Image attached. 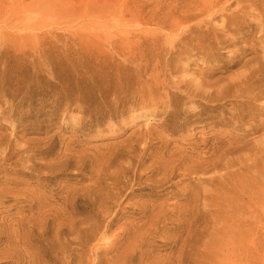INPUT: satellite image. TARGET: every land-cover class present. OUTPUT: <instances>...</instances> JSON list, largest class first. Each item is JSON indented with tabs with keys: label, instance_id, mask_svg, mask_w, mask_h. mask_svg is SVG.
Returning a JSON list of instances; mask_svg holds the SVG:
<instances>
[{
	"label": "rangeland",
	"instance_id": "obj_1",
	"mask_svg": "<svg viewBox=\"0 0 264 264\" xmlns=\"http://www.w3.org/2000/svg\"><path fill=\"white\" fill-rule=\"evenodd\" d=\"M161 2L0 0V264H264L260 21L179 57Z\"/></svg>",
	"mask_w": 264,
	"mask_h": 264
},
{
	"label": "bare ground",
	"instance_id": "obj_2",
	"mask_svg": "<svg viewBox=\"0 0 264 264\" xmlns=\"http://www.w3.org/2000/svg\"><path fill=\"white\" fill-rule=\"evenodd\" d=\"M163 3L158 5L156 12H166L171 15L174 19L173 24L171 23L169 30L171 32L182 31L180 39L175 40L173 45V50L176 56L179 57L183 54H188L194 49H200L201 51L207 49L204 52L208 57V49H214V44L216 46L217 41L222 43H235L236 36L235 33L240 31V25L244 21L245 16L250 15L249 18L254 17L259 19L260 33L261 37L257 40L259 41V47L264 50V0H161ZM254 12V13H253ZM167 18V17H166ZM170 18V16H169ZM250 18V19H251ZM253 19V18H252ZM251 19V20H252ZM221 20L219 26H215L214 22ZM257 22V21H256ZM161 22H159L160 24ZM162 28L165 26L161 24ZM161 28V29H162ZM165 30V29H164ZM179 31V32H180ZM169 32V31H168ZM259 32V31H258ZM160 33V32H159ZM177 33V32H176ZM259 33V34H260ZM237 34V33H236ZM172 35V34H171ZM176 35V34H175ZM217 35H221L217 37ZM178 36V35H176ZM168 38V37H167ZM171 38V36H170ZM175 38V37H174ZM215 39L213 45H210L208 40ZM217 40V41H216ZM167 41V40H166ZM172 41V38H171ZM168 42V41H167ZM171 43V42H170ZM244 43V42H243ZM171 47V46H170ZM169 47V49H170ZM236 47H234L235 49ZM209 49V50H210ZM221 51V50H220ZM134 53V52H133ZM169 53V51H168ZM232 53V52H231ZM255 53V52H254ZM259 53V52H258ZM155 54V53H154ZM253 54V53H252ZM257 54V53H256ZM190 55V54H189ZM123 56V55H122ZM168 56V55H167ZM187 56V55H186ZM183 58V57H182ZM209 58V57H208ZM245 58V57H244ZM144 59V58H143ZM180 59V58H179ZM247 59V58H246ZM256 63L252 64V61ZM139 61V60H138ZM170 61H166L169 63ZM175 62V61H174ZM182 62V61H181ZM204 62V61H203ZM128 63V62H127ZM140 63V61H139ZM138 63V64H139ZM123 64V63H122ZM157 64V63H156ZM185 65L186 64H182ZM135 66V65H133ZM160 66V65H159ZM240 66V65H239ZM243 70L240 72L236 78L239 82L236 83L239 88L241 86L240 94L243 95L244 101L241 105L239 111L234 112V117L244 121L249 118L251 131H256L264 128V89H261L264 85V57L251 58L246 61ZM2 67V65H1ZM188 67V66H187ZM243 68V67H242ZM246 68V69H245ZM175 69V67H173ZM240 68H238L239 70ZM179 70V69H178ZM138 71V70H137ZM184 71V69H183ZM230 71V70H229ZM233 72V71H232ZM236 72V71H235ZM171 73V72H170ZM178 73V71H177ZM176 73V74H177ZM189 73V72H188ZM186 73L184 72L183 75ZM234 74V73H232ZM236 74V73H235ZM174 75V74H173ZM192 76V74H190ZM228 75V74H227ZM169 76V75H168ZM180 76V75H178ZM184 77V76H182ZM187 77V75H186ZM190 77V76H189ZM232 77V76H231ZM185 78V77H184ZM174 79V78H173ZM192 79V78H189ZM196 80V79H194ZM229 80V79H228ZM182 81V80H181ZM180 81V82H181ZM188 81V80H186ZM193 81V79H192ZM236 82V81H235ZM188 83V82H187ZM190 83V82H189ZM192 83V82H191ZM184 84V83H183ZM195 84V83H194ZM200 84V83H199ZM146 85V84H144ZM159 85V84H158ZM169 85V84H168ZM147 86V85H146ZM154 86V85H153ZM152 86V87H153ZM190 86V85H189ZM141 87V86H140ZM200 87V86H199ZM149 88V87H148ZM190 88V87H189ZM202 88V87H201ZM212 88V87H211ZM192 89V88H191ZM199 89V88H198ZM143 90V89H142ZM147 90V89H145ZM194 90V89H193ZM187 91V90H184ZM197 91V90H196ZM209 91V90H208ZM148 92V90H147ZM159 93V92H158ZM190 93V92H188ZM197 93V92H196ZM217 93V92H215ZM146 94V93H145ZM218 94V93H217ZM148 96V95H147ZM217 96V95H216ZM219 96V95H218ZM150 97V96H149ZM213 97V95H212ZM186 98V97H185ZM180 99V98H179ZM178 99V100H179ZM120 100V99H119ZM181 101V100H180ZM184 101V100H183ZM184 103V102H183ZM188 103V102H187ZM222 103V102H221ZM215 104V103H214ZM194 105V104H193ZM1 106V105H0ZM190 106V104H189ZM146 108V107H145ZM187 108H189L187 106ZM192 109V107H191ZM195 109V108H194ZM198 109V108H197ZM214 109V108H213ZM190 110V108H189ZM230 112V111H229ZM9 115V114H8ZM11 115V114H10ZM12 122V121H11ZM12 125V124H11ZM13 132V131H12ZM12 136V135H11ZM263 138V137H262ZM15 139V138H14ZM259 140H261L258 137ZM255 140V139H253ZM249 141V140H248ZM252 141V140H250ZM253 142V141H252ZM251 142V143H252ZM257 142V140H255ZM254 142V143H255ZM264 142V141H263ZM262 142V143H263ZM259 143V142H258ZM21 144V143H20ZM264 144V143H263ZM26 145V144H25ZM24 145V146H25ZM259 145V144H258ZM261 145V144H260ZM254 146V145H253ZM17 147V146H16ZM41 147V146H40ZM39 147V148H40ZM257 147V146H255ZM20 148V146H19ZM238 149V148H237ZM34 150V149H33ZM264 150V146L261 147V151ZM2 151V150H1ZM183 151V150H182ZM72 152V151H71ZM74 152V151H73ZM5 153V152H4ZM20 153V152H19ZM173 153V152H172ZM264 155V151H262ZM175 154V153H174ZM4 155V154H3ZM18 155V154H16ZM164 155V154H163ZM262 155L259 158H262ZM73 156V155H72ZM164 157H168L165 155ZM174 157V156H173ZM18 158V157H17ZM16 158V159H17ZM64 158V157H63ZM75 158V157H74ZM176 158V157H174ZM249 158V157H248ZM65 159V158H64ZM162 159V158H161ZM14 160V159H12ZM20 160V159H19ZM165 160V159H164ZM163 160V161H164ZM168 160V159H167ZM202 160V159H200ZM206 160V159H205ZM27 162V161H26ZM69 162V161H65ZM166 162V161H165ZM201 162V161H200ZM249 162V160H248ZM30 163V162H29ZM28 163V164H29ZM41 163V162H40ZM163 163V162H162ZM167 163V162H166ZM175 163V162H174ZM177 163V162H176ZM259 162L255 161L254 168L256 175L261 176V165ZM15 164V163H14ZM165 163H163L164 165ZM178 164V163H177ZM27 165V163H26ZM41 165V164H40ZM49 165V164H48ZM47 165V166H48ZM162 165V166H163ZM21 166V165H20ZM19 166V167H20ZM25 166V165H24ZM23 166V167H24ZM57 166V165H56ZM55 166V167H56ZM62 166V164H61ZM12 167V166H11ZM153 167V166H152ZM190 167V165H189ZM188 167V168H189ZM14 168V167H13ZM54 168V167H53ZM70 168V167H69ZM164 168V167H163ZM192 168V166H191ZM172 169V167H171ZM30 170V168L28 169ZM73 170V169H72ZM167 170V168H166ZM169 170V169H168ZM33 171V170H32ZM57 171V170H56ZM59 172V171H58ZM57 172V173H58ZM71 172V171H70ZM73 172V171H72ZM165 172V171H164ZM48 173V172H47ZM216 171L214 172V174ZM218 173V172H217ZM164 174V173H163ZM169 175V174H168ZM220 175V174H219ZM165 176V175H164ZM167 177V176H165ZM163 177V179L165 178ZM169 177V176H168ZM255 177V176H254ZM161 178V177H160ZM160 180V179H159ZM167 180V179H165ZM264 180V179H263ZM161 181V180H160ZM159 181V182H160ZM255 182V181H254ZM73 185V183H72ZM2 186V185H1ZM71 188V187H70ZM1 189V188H0ZM74 189V188H73ZM34 191V190H33ZM33 195V194H32ZM33 197V196H32ZM71 198V197H70ZM68 200V199H66ZM261 204V203H260ZM231 206V205H230ZM44 208V207H43ZM45 209V208H44ZM43 209V210H44ZM238 209V208H237ZM30 210V209H29ZM32 212V211H31ZM40 212V211H39ZM46 212V211H45ZM33 213V212H32ZM46 215V213H45ZM73 215V214H72ZM165 216V214H164ZM23 218V217H22ZM58 218V217H57ZM63 218V217H62ZM75 218V217H74ZM58 220V219H57ZM68 220V219H67ZM72 220V219H71ZM75 220V219H74ZM77 220V219H76ZM69 221V220H68ZM88 221V220H87ZM71 222V221H70ZM58 220V224H59ZM75 223V221H74ZM67 224V223H66ZM65 225V224H64ZM68 225V224H67ZM59 226V225H58ZM57 226V227H58ZM72 227V226H71ZM59 228V227H58ZM67 228V227H66ZM74 230V229H73ZM75 231V230H74ZM69 232V231H68ZM71 232V231H70ZM74 239V238H72ZM61 244V243H60ZM127 260V258H126Z\"/></svg>",
	"mask_w": 264,
	"mask_h": 264
}]
</instances>
